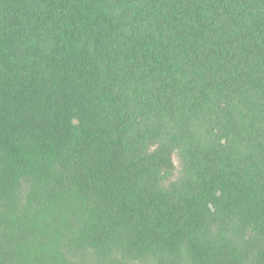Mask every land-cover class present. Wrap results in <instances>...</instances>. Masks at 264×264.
I'll use <instances>...</instances> for the list:
<instances>
[{
  "label": "trees",
  "instance_id": "trees-1",
  "mask_svg": "<svg viewBox=\"0 0 264 264\" xmlns=\"http://www.w3.org/2000/svg\"><path fill=\"white\" fill-rule=\"evenodd\" d=\"M0 264H264V0H0Z\"/></svg>",
  "mask_w": 264,
  "mask_h": 264
},
{
  "label": "rangeland",
  "instance_id": "rangeland-1",
  "mask_svg": "<svg viewBox=\"0 0 264 264\" xmlns=\"http://www.w3.org/2000/svg\"><path fill=\"white\" fill-rule=\"evenodd\" d=\"M176 161H177V158H176Z\"/></svg>",
  "mask_w": 264,
  "mask_h": 264
}]
</instances>
